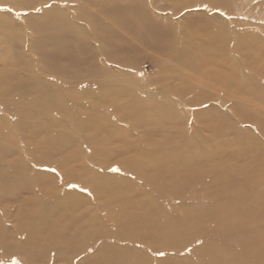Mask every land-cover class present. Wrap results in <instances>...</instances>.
Masks as SVG:
<instances>
[{
	"label": "rangeland",
	"instance_id": "rangeland-1",
	"mask_svg": "<svg viewBox=\"0 0 264 264\" xmlns=\"http://www.w3.org/2000/svg\"><path fill=\"white\" fill-rule=\"evenodd\" d=\"M1 75L0 264H264V0H0Z\"/></svg>",
	"mask_w": 264,
	"mask_h": 264
},
{
	"label": "bare ground",
	"instance_id": "bare-ground-1",
	"mask_svg": "<svg viewBox=\"0 0 264 264\" xmlns=\"http://www.w3.org/2000/svg\"><path fill=\"white\" fill-rule=\"evenodd\" d=\"M110 7V4H104L103 5V9H106V8H109ZM61 11V13H62V10H60ZM63 15H64V18L61 20V24H63V25H65L66 26V24L68 23V24H70V25H72L73 23H74V21L72 20V19H70L71 17H69L68 15H66L65 13H63ZM92 21H95L94 19H92ZM45 21H39V23H38V25H39V27H41V28H43V27H45V23H44ZM99 24H100V19H99ZM77 27V26H76ZM92 28V27H91ZM84 39H86L87 40V36H85V37H83ZM37 42H39V41H37ZM236 48H238L239 47V45L237 44V43H235V45H234ZM226 64H228L229 62H228V60L225 62ZM223 76H225V74L223 75ZM223 79H224V77H222ZM2 79V75L0 76V80ZM222 80V79H221ZM152 93H153V91H147L146 92V94H148L147 96L149 97V98H151L152 100H155V99H153V97H151V95H152ZM132 94H137V91H132ZM166 102L168 101L167 99L165 100ZM166 102H164L166 105H162L163 107H169V105H172V104H174V103H171L170 101H168V102H170L169 104H167ZM153 103V102H152ZM158 103V102H157ZM154 104V103H153ZM156 106H158V105H156ZM243 113V112H242ZM264 126V125H263Z\"/></svg>",
	"mask_w": 264,
	"mask_h": 264
},
{
	"label": "snow or ice",
	"instance_id": "snow-or-ice-1",
	"mask_svg": "<svg viewBox=\"0 0 264 264\" xmlns=\"http://www.w3.org/2000/svg\"><path fill=\"white\" fill-rule=\"evenodd\" d=\"M205 7H207L206 5H205ZM37 11H39V9H36ZM53 171H54V169H53ZM112 171H118V169H112ZM161 255H163V253H160Z\"/></svg>",
	"mask_w": 264,
	"mask_h": 264
}]
</instances>
